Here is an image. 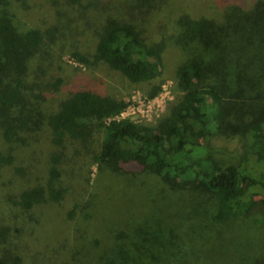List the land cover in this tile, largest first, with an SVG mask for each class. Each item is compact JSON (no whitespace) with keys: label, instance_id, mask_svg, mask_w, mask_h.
<instances>
[{"label":"trees","instance_id":"obj_1","mask_svg":"<svg viewBox=\"0 0 264 264\" xmlns=\"http://www.w3.org/2000/svg\"><path fill=\"white\" fill-rule=\"evenodd\" d=\"M263 3L0 0V264H76L72 229L96 165L212 195L216 223L264 214V32L244 37L247 22L229 17ZM14 17L28 25L20 38ZM171 46L185 51L178 96L152 121L116 119L131 92H161ZM234 137L247 150L223 164L208 143Z\"/></svg>","mask_w":264,"mask_h":264},{"label":"rangeland","instance_id":"obj_2","mask_svg":"<svg viewBox=\"0 0 264 264\" xmlns=\"http://www.w3.org/2000/svg\"><path fill=\"white\" fill-rule=\"evenodd\" d=\"M253 11H229L239 26L247 22L242 35L252 40L264 32V3L260 11ZM13 21L20 38L28 25L15 17ZM250 29L253 33L248 34ZM184 53L174 46L164 50L166 82L161 92L148 102L131 92L125 118L152 121L164 112L178 96L173 86L174 71ZM65 61L77 65L70 58ZM102 91L117 95L119 88L108 84ZM39 110L42 115L48 113L47 101ZM247 144L238 137L215 138L208 147L223 164H237ZM7 147L0 131V154ZM246 167L250 168V163ZM214 201L215 197L204 192L172 191L153 175L135 169L96 165L87 204L72 229L76 264H264V214L254 211L216 223L209 217Z\"/></svg>","mask_w":264,"mask_h":264},{"label":"built area","instance_id":"obj_3","mask_svg":"<svg viewBox=\"0 0 264 264\" xmlns=\"http://www.w3.org/2000/svg\"><path fill=\"white\" fill-rule=\"evenodd\" d=\"M148 102V101H144ZM127 110H129V105L126 106V108L117 116L116 119H123L125 118L124 115L127 114Z\"/></svg>","mask_w":264,"mask_h":264}]
</instances>
